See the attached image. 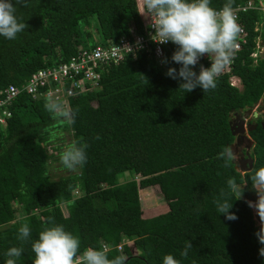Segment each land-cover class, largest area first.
I'll return each instance as SVG.
<instances>
[{
    "label": "trees",
    "instance_id": "obj_1",
    "mask_svg": "<svg viewBox=\"0 0 264 264\" xmlns=\"http://www.w3.org/2000/svg\"><path fill=\"white\" fill-rule=\"evenodd\" d=\"M244 1L232 0V6ZM225 2L211 0V6ZM142 11V0H21L17 15L25 30L12 40L0 36V89L68 60L92 40L94 22L102 41L127 34L132 22L142 30ZM247 15L251 36L234 69L242 89L223 75L213 89L185 92L181 78L165 75L169 66L179 68L170 59L174 44L165 48L164 66L145 55L137 67L129 61L110 66L102 71L100 89L70 99L75 122L60 118L65 121L61 133L72 135L68 143L87 145V161L57 179L50 163L61 162L66 141L52 136L60 127L58 116L43 101L18 96L12 116L0 126V264L11 246L23 248L17 264H32L30 241L17 239L24 219L33 238L49 223H60L80 238L78 255L106 244L109 258L124 255L125 264H161L166 253L181 264H264L252 208L227 186L229 178L241 184L244 177L220 156L233 141L230 113L264 95V58L254 63L249 55L255 49L257 13ZM253 138L255 170L264 165V129L254 131ZM246 177L252 183V176ZM154 186L168 209L148 217L140 195ZM221 190L233 200L229 211L237 219L216 212ZM123 238L128 242L119 250ZM188 240L192 247L181 256Z\"/></svg>",
    "mask_w": 264,
    "mask_h": 264
},
{
    "label": "clouds",
    "instance_id": "obj_2",
    "mask_svg": "<svg viewBox=\"0 0 264 264\" xmlns=\"http://www.w3.org/2000/svg\"><path fill=\"white\" fill-rule=\"evenodd\" d=\"M21 0H0V36L12 40L17 34L24 31L26 24L17 15V5ZM143 11L150 17L149 27L154 29L150 39L158 43L172 42L176 47L170 59L179 65V68L169 66L165 75L172 79L181 78L179 88L185 92L199 86L203 91L216 87V78L225 65L231 62L232 50L236 38L241 31L234 13L232 0H226L223 6L216 9L211 6V0H142ZM129 52H134L131 45L125 46ZM142 47L139 41L135 48ZM207 54L210 59L209 66H199L196 71L192 66L197 64L199 58ZM211 54V57H209ZM166 62V61H164ZM45 107L48 111L64 119L67 123L75 122V110L67 107L58 97H49ZM87 145L73 140L68 143L61 155V163L68 169L83 166L87 161ZM224 162H234V152L230 145H225L220 152ZM252 185L258 191V199L250 206H254L261 220L264 217V165L256 168L251 177ZM228 189L239 196V186L235 178L227 180ZM228 192L221 190L214 201L216 212L224 214L228 220L237 219L233 211V200L227 198ZM23 219V218H22ZM264 225V224H262ZM259 239L264 242L261 231ZM17 239L30 241L34 253L32 264H125L124 255L108 256V246H88L78 255L80 238L67 230L63 224L51 222L43 227L35 238L32 237L29 222L24 219L18 228ZM192 247L190 240L186 241L181 250V256H187L188 249ZM264 255V248L260 249ZM23 253L22 246L7 248L4 264H17V258ZM161 264H181V261L172 253L162 256Z\"/></svg>",
    "mask_w": 264,
    "mask_h": 264
},
{
    "label": "built area",
    "instance_id": "obj_3",
    "mask_svg": "<svg viewBox=\"0 0 264 264\" xmlns=\"http://www.w3.org/2000/svg\"><path fill=\"white\" fill-rule=\"evenodd\" d=\"M233 10L241 31L232 50L231 62L225 65L217 76L218 78L229 75L231 85H234L231 82L232 77L241 79L234 73V69L250 40L248 23L251 20L250 15H247L250 11L257 13V17L253 20V32L257 35L254 38L255 49L249 55L254 58V63H257L259 57L264 58V0H246L233 6ZM144 16L146 21L143 23L142 30H139L132 22L129 32L122 34L118 39L80 45L77 52L68 60L53 62L49 66L34 71L21 85L9 84L0 89V126L5 127L7 120L12 116L13 103L22 93H26L34 100L43 101L44 104L50 96L58 97L67 107H70L71 98L102 87V71L110 66L129 61L137 67L144 55L156 60L159 66H164L165 48L173 43L152 41L150 34L154 29L149 27L150 17ZM136 41L142 44L138 50L135 48ZM127 45H131L134 52L128 53L125 47ZM201 64L205 67L209 66L210 59L207 54L202 55L197 64L192 67L198 71ZM127 242L128 239L123 238L117 248L122 250V245Z\"/></svg>",
    "mask_w": 264,
    "mask_h": 264
},
{
    "label": "flooded vegetation",
    "instance_id": "obj_4",
    "mask_svg": "<svg viewBox=\"0 0 264 264\" xmlns=\"http://www.w3.org/2000/svg\"><path fill=\"white\" fill-rule=\"evenodd\" d=\"M240 82L242 83L241 79ZM229 124L232 127V131L235 133V135H233V141L230 143V147L234 152V162L231 163L244 177L240 186L254 187L252 183L247 181L248 177L246 176H252L251 172H253L255 164L258 161L255 151L256 141L253 138V132L258 130L259 127L264 129V95L252 105L231 112ZM251 197V201H257L258 191ZM254 197H256V199H254ZM258 218L261 220L259 215ZM262 219H264V217H262ZM261 222L262 223L258 225L260 228L259 230L261 231L262 227V232H264V225H262L264 221L261 220Z\"/></svg>",
    "mask_w": 264,
    "mask_h": 264
},
{
    "label": "rangeland",
    "instance_id": "obj_5",
    "mask_svg": "<svg viewBox=\"0 0 264 264\" xmlns=\"http://www.w3.org/2000/svg\"><path fill=\"white\" fill-rule=\"evenodd\" d=\"M95 28H96V23L94 22V23H92V28H91L92 40L90 41V43L102 42V39L100 38V36L96 32ZM231 82L235 86H237L239 89H242V83L240 82V79L238 77H232ZM64 122L65 121L61 120L58 117V121L56 122V124H57V126H60V127H58L56 130H54L52 132V136L60 134L62 136V138L64 137L66 139L65 143H63V145L61 146L62 150L68 144V140H70V139L72 140V135L70 134L69 131L66 130V131H63L62 133L60 131L63 128ZM69 171L72 172V171H74V169L72 168V169L68 170L67 168L61 166V162H58V161L50 163V174L55 179H57L59 176H63L65 174L69 173ZM125 177L129 178V175H126ZM120 179L122 181L124 178H122V176H120ZM140 200H141V203L143 205V209L144 210L146 209L145 216H148V217L152 216V215H156V214L161 213L163 211H166L168 209L166 202L161 200V194H160L159 188L157 186L152 187L149 191H145V192L141 193ZM249 201H251V200H249ZM251 202L253 204H255L256 201H251ZM16 207H17V205H16ZM251 208H252V212H253L256 224L260 225L262 222L258 218V212H257L256 208L254 206H251ZM149 210H151V211H149ZM63 211L65 214L67 213L66 209L64 207H63ZM20 216L21 215L18 212V217H20Z\"/></svg>",
    "mask_w": 264,
    "mask_h": 264
},
{
    "label": "water",
    "instance_id": "obj_6",
    "mask_svg": "<svg viewBox=\"0 0 264 264\" xmlns=\"http://www.w3.org/2000/svg\"><path fill=\"white\" fill-rule=\"evenodd\" d=\"M231 131L232 127L230 126ZM232 135H235V133L232 131ZM257 193V189L255 187L251 186H239V197L243 200H251L253 195ZM256 199V197H254ZM253 199V200H254Z\"/></svg>",
    "mask_w": 264,
    "mask_h": 264
}]
</instances>
